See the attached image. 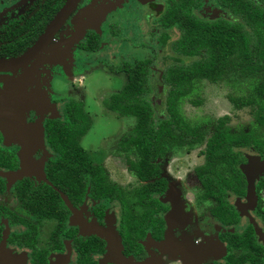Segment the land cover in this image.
Instances as JSON below:
<instances>
[{"label": "flooded vegetation", "instance_id": "flooded-vegetation-1", "mask_svg": "<svg viewBox=\"0 0 264 264\" xmlns=\"http://www.w3.org/2000/svg\"><path fill=\"white\" fill-rule=\"evenodd\" d=\"M171 1L178 5L181 0ZM194 1L197 6L190 13L199 20L235 19L219 0ZM207 2L212 5L208 7ZM254 2L264 11V0ZM168 6V0H0V59L34 47L24 62L0 69V88L28 72L25 90L43 93L62 115L69 100H81L69 94L54 96L48 79L53 72L59 71L56 77L62 81L68 72H84L100 64L126 80L123 69L110 68L113 63L151 59V84L154 59L161 53V68L152 82L165 94L162 69L171 61L168 44L179 35L174 25L167 27L159 20ZM136 8L139 13L134 16ZM154 19L155 26H149ZM173 32L177 35L172 38ZM261 32L264 40V27ZM134 52L151 56L127 58ZM148 96L158 101L152 93ZM126 130L113 141L114 152L133 149L116 148ZM252 132L253 146H231L238 154L239 173H197L206 163L209 134L202 143L164 144L162 155L156 158L157 175L145 180L133 175V180L124 183L108 179L105 162L97 161L78 142L91 165L102 167L105 182L117 189L92 190L87 182L81 190L80 175L67 171L61 192L69 205L55 190L62 207L33 210L27 198L35 203V196L45 193L19 191L20 181L34 187L41 180L33 175L11 180L3 176L19 167V147L5 139L0 127V264H264V172L251 177L241 169L246 154L264 162V136ZM42 134L43 147L50 153L45 165L53 152L44 130ZM194 145L199 146L196 155L201 162L187 172L178 159ZM40 155L41 149H36L34 156ZM127 160L132 159L127 158L125 164ZM222 164L229 167L225 161Z\"/></svg>", "mask_w": 264, "mask_h": 264}, {"label": "trees", "instance_id": "trees-1", "mask_svg": "<svg viewBox=\"0 0 264 264\" xmlns=\"http://www.w3.org/2000/svg\"><path fill=\"white\" fill-rule=\"evenodd\" d=\"M168 1L169 6L159 20L164 26L174 25L179 35L169 42L171 61L164 63L162 69L161 78L166 87L162 117L154 115L155 102L148 96L152 91L148 79L153 62L151 59L112 65V70H124L126 80L118 91L102 99L107 109L119 115L134 117V124L119 136L116 148L125 150L132 147L135 150L137 158L127 160V168L139 180L157 175L156 158L162 155L164 144L181 145L202 140L201 126L187 123L178 107L179 100L201 78L214 83L227 70L239 75H251L253 81L248 86L247 95L230 100L235 107L247 106L255 122L264 126V82L258 84L254 77L255 73L264 70V40L261 32L264 11L259 9L254 0H219L235 19L228 21L217 17L199 20L190 13V8L197 6L196 1L181 0L178 5ZM62 115V118L45 119L43 123L45 140L53 152L44 165L46 178L63 192L62 185L68 172L70 175H80L81 190L85 189L88 182L92 190L115 191L117 188L114 185L105 182L102 167L91 165L84 148L78 144V139L90 125V117L82 109V102L69 100L64 105ZM223 119L218 118L216 129L206 139V163L197 168L198 174L239 173L236 169L238 154L231 146H253L256 143L252 129L231 133L224 127ZM223 161L229 169L224 167ZM29 190L45 193L41 197L36 195L35 203L31 202L30 197L27 198L28 206L33 210L62 207L57 192L45 182L40 181L32 187L21 180L19 191Z\"/></svg>", "mask_w": 264, "mask_h": 264}, {"label": "rangeland", "instance_id": "rangeland-1", "mask_svg": "<svg viewBox=\"0 0 264 264\" xmlns=\"http://www.w3.org/2000/svg\"><path fill=\"white\" fill-rule=\"evenodd\" d=\"M210 4L212 5V3L207 2L208 7ZM134 11L135 16V14L139 13V8H136ZM193 12L196 11L194 10ZM155 21V19L151 21L152 24H149V26H155ZM176 35V32H173L172 38ZM110 47L108 50H110ZM150 56V54L134 52L133 55L127 56V58H148ZM161 58H163V54L160 53L154 59V69L150 76L152 80L155 79L157 70L161 68L159 62ZM115 64L118 63H113V65ZM27 73H23L0 88V119L1 116H4L5 105L3 93H6L7 98L13 95L15 98L17 97L21 100L20 112L25 123H34L38 118L37 121H41L42 123L45 117L42 115L45 114L43 113L40 118L38 113L40 110L29 106L31 101L30 95L37 90L32 89L28 92L25 90ZM58 73L59 71L56 73L53 72L48 78L49 87H51L50 92L52 91L51 93L54 96H64L67 94L76 96V98L82 101V109L90 117L88 129L79 138L80 144L90 154L92 153L97 161L105 162L104 166L108 179L113 178L120 183H124L126 180H133L134 174L127 168V164L124 161L127 158L135 160L137 158L135 151L129 149L123 154L117 151L114 152L113 141L123 130L130 128L134 124V117L119 115L116 112L107 110L102 104V99L106 98L105 96L109 93L118 91L125 80L117 74H110L100 64L84 72L78 70L71 71L68 73V77L62 78V81L59 76L56 77ZM254 77L256 83H263L264 71L260 75L255 73ZM152 80L151 93L154 99L158 100L154 104V115L162 116L164 114L162 100L164 90H157ZM252 81L253 78L251 75H239L235 71L227 70L217 82L210 83L204 79L198 80L194 83L193 89L179 100V112L185 121L190 125L198 124L203 130L204 136L200 143L216 129L218 118H224V127L232 133L253 129L258 134L260 133V135L264 136V129L255 122L250 109L247 106L235 107L230 100L231 98L235 99L247 95L248 86ZM71 83H74L72 84L73 90L69 88V84L71 85ZM60 117H62L61 114ZM1 129L3 128L1 127ZM16 143L18 144V149H21V140L16 141ZM198 148L199 146L194 145L192 149L187 150L186 154L178 159V162L183 166L182 168L186 169L187 172H189L192 166L201 162L200 156L196 155ZM245 159L246 161L241 166L245 174L252 177L260 171L264 172V162H256L254 155L246 154Z\"/></svg>", "mask_w": 264, "mask_h": 264}, {"label": "water", "instance_id": "water-1", "mask_svg": "<svg viewBox=\"0 0 264 264\" xmlns=\"http://www.w3.org/2000/svg\"><path fill=\"white\" fill-rule=\"evenodd\" d=\"M72 1L74 0H69V2ZM32 51H34V47L29 48L19 56L8 59H0V69L13 67L24 62L31 56ZM3 96L5 110L4 116H1L0 125L11 140H21L22 142V147L19 149V167L15 170L4 172L3 176L6 179L11 180L22 178L26 175H33L38 181L41 180L56 190L59 193L60 198L67 205H69L63 193L54 187L50 181L44 177L42 167L44 165L46 156H50V154L47 153L46 150L41 146L43 137V125L41 121H37L39 119L38 118L34 123H25L20 112L21 100L17 97L15 98L13 95L12 97L7 98L6 93H3ZM30 99L31 101L29 106H33L34 108L40 110L38 111L40 118L43 113L45 115L42 116L50 119H56L60 117V113H58V109L55 104L49 102L48 98L45 97L43 93L35 91L30 95ZM38 147L41 149L42 154L39 158L35 159L32 156V152L33 148Z\"/></svg>", "mask_w": 264, "mask_h": 264}, {"label": "crops", "instance_id": "crops-1", "mask_svg": "<svg viewBox=\"0 0 264 264\" xmlns=\"http://www.w3.org/2000/svg\"><path fill=\"white\" fill-rule=\"evenodd\" d=\"M69 73V72H68ZM121 88V87H120ZM119 88V89H120ZM114 92V91H113ZM110 94V93H109ZM108 96V95H107ZM107 96H105V97H107ZM57 107V106H56ZM58 113H59V111H58ZM133 125V124H132ZM4 130V129H3ZM4 133H5V139L8 141V142H12V143H16V141L15 140H11L9 137H8V135L6 134V132L4 131ZM78 142H79V139H78ZM41 146L43 147V144H41ZM41 147V148H42ZM44 148V147H43ZM36 149H40V148H33V152H32V156L36 159V157L34 156V152L36 151ZM45 149V148H44ZM46 150V149H45ZM46 152H47V150H46ZM48 153V152H47ZM41 154H42V152H41ZM50 154V153H49ZM52 156V155H51ZM18 159H19V150H18Z\"/></svg>", "mask_w": 264, "mask_h": 264}]
</instances>
